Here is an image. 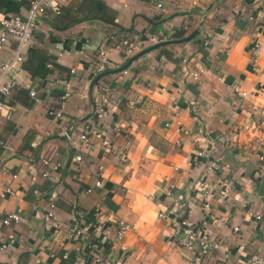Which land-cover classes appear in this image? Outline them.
Segmentation results:
<instances>
[{
  "label": "crops",
  "instance_id": "obj_1",
  "mask_svg": "<svg viewBox=\"0 0 264 264\" xmlns=\"http://www.w3.org/2000/svg\"><path fill=\"white\" fill-rule=\"evenodd\" d=\"M29 1L0 0V16L25 18ZM57 1L61 12L48 10L38 19L23 61L0 80L14 82L2 97L13 116L0 117V244H6L0 264H190L194 256L178 245L168 213L175 200L186 204L178 215L214 242L197 264H242L248 254L264 253L258 172L264 116L252 108L264 105V0ZM198 26L192 40L134 58L154 44L151 37L180 38ZM120 39L135 48L128 51ZM255 42L262 49L253 63ZM16 44L10 39L0 50V64L14 56ZM100 50L108 59L102 77L94 73ZM66 83L70 95L62 104ZM99 83L111 94L103 122L93 114ZM236 89L248 97H238ZM189 100L197 102L196 114ZM175 119L190 133H178L174 122L165 125ZM88 125L102 136L90 134L86 147L79 135ZM198 126L206 142L196 141ZM210 140L214 154L223 156L212 172L203 165L206 155H197ZM203 179L212 189L207 209L197 184ZM223 183L232 188L227 195ZM7 186L12 194L4 193ZM52 190L57 230L44 216ZM80 210L88 217L80 219ZM161 210L166 217L158 216ZM15 211L22 222H1ZM97 219L107 225L123 220L130 228L115 240L98 231Z\"/></svg>",
  "mask_w": 264,
  "mask_h": 264
},
{
  "label": "built area",
  "instance_id": "obj_2",
  "mask_svg": "<svg viewBox=\"0 0 264 264\" xmlns=\"http://www.w3.org/2000/svg\"><path fill=\"white\" fill-rule=\"evenodd\" d=\"M158 7H161L160 3H157ZM48 10L59 14L61 12L60 4L57 0H30L27 8V16L25 18L18 15H1L0 16V50L6 45V43L10 39L16 40L17 44L14 49V56L6 62L0 64V80L2 77L8 73L10 70L14 69L18 64H20L24 59V46L26 43L30 42L33 38L34 31L36 29L38 19L43 16ZM110 38H114V36H110ZM151 43H157L156 37L150 38ZM119 44L125 46L128 51H131L135 48V45L129 41L128 39H120ZM262 46L259 42L253 43L250 48V60L255 63L258 59ZM108 66V59L106 56V51L100 50L98 53V59L95 64L94 73L97 75L104 71ZM73 72V71H72ZM123 73H127V69L122 70ZM192 78L197 79L199 77L198 72L191 73ZM14 82L9 81L5 83H0V117L10 120L13 116L14 108L8 105L2 97L10 93L11 88L13 87ZM68 84L66 83V88L62 95L60 96V101L63 104L64 100L70 95V91L67 90ZM28 93L31 97L37 99L36 91L32 88L28 89ZM236 94L238 97L243 99L247 98L248 95L245 91L236 89ZM97 105L94 110L95 119L103 122L108 117V109L111 104V94L110 90L106 84L99 83L96 87V96H95ZM187 107L189 110L196 114L197 102L195 100H189L187 102ZM252 108L260 112L261 115L264 116V105H260L258 103H252ZM55 116H60V112H54ZM174 122L177 126L178 133L182 135H186L190 133V130L184 127L180 120L175 119L174 121H169L165 125L170 126ZM88 125L85 130L79 135L81 142L84 146L89 147L91 144V135L93 134L96 137H101L102 133L99 129L92 130ZM194 134L198 135L196 141H204L206 142L205 135H201L205 133L202 127L198 126L194 130ZM64 136L68 139L70 135L68 132H63ZM104 145L109 144V140H103ZM217 147L214 141L210 140L209 145L206 147H202L197 152L198 156L206 155L205 160L203 161V165L205 169L209 172L216 170L219 166V163L222 161L223 156L221 154H214ZM76 160H81L80 155L75 156ZM258 159L260 162V166L258 168V172L260 177L264 178V154L258 155ZM44 163H48L44 161ZM56 169L55 166L52 167ZM101 168V167H100ZM43 175H47V173H43ZM13 178H16L17 175L13 174ZM97 186L101 185V179H98L95 183ZM198 184V190L200 191V196L202 200V204L204 208H208L209 200L212 196V189L208 179H203ZM223 195H227L232 189L229 187L227 183L222 184ZM174 189L173 184H169L166 189L167 195H172ZM35 191V190H34ZM87 191H90L88 189ZM5 194H12L13 190L7 186L4 188ZM56 200L57 193L55 190L50 191L47 196V208L44 213V216L52 221V229L57 230L59 228V224L55 221V208H56ZM186 207V204L182 201L175 200L174 206L169 209L168 213L173 219L175 223V236L177 239V243L180 247L189 251L194 257L190 264H197L198 261L206 257L212 248L214 247V242L211 239L208 231L204 228L198 227L194 222L190 221L187 217H181L178 215V211H181ZM78 216L80 219H83V213L79 212ZM158 216L160 218H164L167 216L163 210L159 211ZM262 216L260 213L255 212V219L259 220ZM23 218L20 215L19 211L10 212L6 214L1 222L3 224L20 223ZM96 227L98 231H101L105 236H112L115 240H121L126 235L127 231L130 228V225L123 220H118L115 222V225H107L99 221L97 219ZM234 231H238V227H233ZM6 244H0V249H4ZM52 257V255H50ZM65 257V256H64ZM97 262H101L100 257H96ZM53 264V263H49ZM242 264H264V253L252 252L246 256L243 260Z\"/></svg>",
  "mask_w": 264,
  "mask_h": 264
},
{
  "label": "water",
  "instance_id": "obj_3",
  "mask_svg": "<svg viewBox=\"0 0 264 264\" xmlns=\"http://www.w3.org/2000/svg\"><path fill=\"white\" fill-rule=\"evenodd\" d=\"M199 33H200V26L196 27L193 31H191V33H189L188 35H185L183 37L175 38V39H169V40H163V41H159L157 43H154L153 45H151V46L147 47L146 49H143L142 51H140L138 54H136L134 56V58L140 56L141 54L147 52L148 50H151V49H154V48H157L160 46H164L167 44H177V43L188 42V41L192 40Z\"/></svg>",
  "mask_w": 264,
  "mask_h": 264
},
{
  "label": "trees",
  "instance_id": "obj_4",
  "mask_svg": "<svg viewBox=\"0 0 264 264\" xmlns=\"http://www.w3.org/2000/svg\"><path fill=\"white\" fill-rule=\"evenodd\" d=\"M104 10H105V8H104ZM104 19L107 20V21H111V22H112V20H113V19H112V20H111V19L108 20L107 18H104ZM180 36H181V35H180ZM105 72H106V69H105L104 71H102L101 73H99L98 75H101V77H102V76L105 74ZM101 77H100V78H101ZM79 212L83 213L81 210L78 211V213H79ZM86 217H88V216H86V215L83 213V218H86ZM60 256H64L63 253H61Z\"/></svg>",
  "mask_w": 264,
  "mask_h": 264
}]
</instances>
